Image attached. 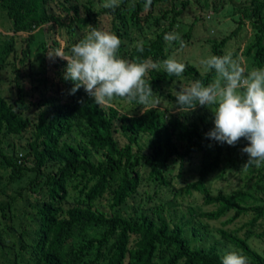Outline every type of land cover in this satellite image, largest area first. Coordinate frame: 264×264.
Returning a JSON list of instances; mask_svg holds the SVG:
<instances>
[{"label":"trees","instance_id":"16d2710c","mask_svg":"<svg viewBox=\"0 0 264 264\" xmlns=\"http://www.w3.org/2000/svg\"><path fill=\"white\" fill-rule=\"evenodd\" d=\"M155 1L152 0L150 7ZM48 2L0 0V7L14 32H31L42 23L65 27L67 36L63 51L70 55L72 46L84 37V33L79 34V31L87 28L91 20L95 21L94 14L90 6L85 5V16L78 17V3H70L67 9H72L74 14L70 24H64L58 16L48 12ZM140 3L146 4V0H121L117 8L105 11L111 13L113 19L120 23L118 27L123 29L128 20L137 23L150 16V7L144 11ZM186 4L187 1H182L181 8L173 9V14L179 15ZM127 5L132 7L128 11ZM242 9L248 14L253 27L259 29L264 26L260 19L264 2L250 0ZM113 19L111 31L121 40L119 56L136 62L146 59L159 62L164 57L167 28L158 32L154 40L143 42L144 51L140 53L136 49L137 43L129 45L128 49L124 47V33ZM155 23L158 24V21ZM171 26L172 23L169 24ZM190 30L186 35L190 34ZM33 36L31 33L27 38L31 40ZM262 37V34H257L255 43L244 51L248 55L256 47L253 57L260 68H264ZM223 43V39L212 42L213 55H222ZM14 52L13 38H0V68L6 64L16 68L8 61L9 55ZM58 65H63L66 70L67 61H59ZM181 76L207 85L215 72L202 75L190 65ZM179 77L169 76L159 68L150 70L145 79L151 83L153 92L160 96L163 94L162 84ZM57 78L61 84L58 89H54L55 84L49 82L54 93L58 94L56 102L47 106L44 101L43 106L46 107L41 108L34 122L25 114L30 101L25 102L20 97L19 86V97L14 99L13 104L0 93V135L18 134L32 125L31 136L22 154L11 158L0 148L1 192L6 185L14 182L19 183L15 193L22 194V189L39 192V197L33 201L32 219L29 223L24 222L27 228L10 229L17 239L10 245L4 243L10 248L6 251L10 258L1 264H221L223 255L215 244L208 247L191 245L185 234L188 223L180 218L172 221L170 227V222L161 216L163 202L154 201L147 205V201H151L150 194L141 196L146 199L144 204L140 203L142 212L129 216L121 213L128 199L135 196L144 183L154 186L155 194L160 192L161 187L171 189L174 198L189 195L192 191L199 192L204 204L211 205V209L199 213L208 220L232 213L223 222L228 224L241 214L252 213V217L242 225L245 227L242 236L223 229L218 232L221 239L234 246L230 250L245 256L248 264H264V254L249 244L250 238L264 234V231L255 233L253 230L260 218H264V206L250 203L253 195L248 192L211 194L206 184V177L220 166L222 153L228 151L223 150V146L228 144L206 136L214 127V115L210 117L207 114L208 108H205L207 113H200L196 108L172 113L171 107H165L164 111L150 107L141 111L143 106L135 101L129 103L125 99L130 105L126 108L119 103L124 98L118 97L109 106L99 107L83 88L70 94L73 82L64 80L62 75ZM40 81L46 83L41 78ZM61 95L64 97L62 101ZM166 96L169 101L176 102L175 94L167 93ZM175 107L179 108L178 105ZM119 134L122 140L118 139ZM143 134L150 138V153L147 155L132 150L138 136ZM75 135L80 138L76 139ZM209 145L215 146L211 158L199 163L195 179L184 181L185 162L199 151L205 153ZM225 160L228 165L236 166L231 157ZM176 162L178 169L174 175L172 170ZM140 164H145L147 170L140 171ZM258 172L255 189L264 192V165ZM29 173L31 175L26 177L28 180L24 187L20 181ZM177 177L179 187L175 185ZM15 198L12 195L0 201L3 216L10 215L12 219L10 212ZM169 216L174 219L170 213ZM75 234L77 239L73 240Z\"/></svg>","mask_w":264,"mask_h":264},{"label":"rangeland","instance_id":"374dc122","mask_svg":"<svg viewBox=\"0 0 264 264\" xmlns=\"http://www.w3.org/2000/svg\"><path fill=\"white\" fill-rule=\"evenodd\" d=\"M182 1H187V4L182 9V12L175 16L173 9H180ZM248 1L250 0H157L149 8L150 16L142 18L137 23L128 20L127 26L123 29L118 27L120 23L113 19L111 13L105 11L106 8L102 6L105 0H49L47 8L49 13L58 16L64 24L69 25L74 13L72 9H67L68 5L70 3H78V17L85 16L83 6L89 5L94 14L93 18H95V21L91 20L89 24L112 32L113 19L117 27L124 33L122 41L126 49L129 48V45L140 41L150 42L154 40L157 33L163 29L167 28L168 32H177L184 42V47L181 48L178 41L169 45L164 40V57L159 62L169 57H175L178 61L183 62L186 67L190 65L194 66L200 74L205 75L206 73L200 66L199 60L213 55L211 52L212 42H218L222 39L224 41L221 48L222 55L228 52L233 53V57L238 59L247 71H251L253 68L264 69L255 63L253 55L256 47L252 48L250 54L246 55L244 53L248 46L255 43L257 34L263 35L262 43L264 44V26H261L259 29L253 27L248 14L242 9L243 5ZM260 1L264 2V0ZM140 7H144V11L147 9L145 8V4L142 3H140ZM131 8V6L127 5L126 10L128 11ZM260 19L261 22H264V10L261 13ZM155 21H158V24ZM170 23H172L171 27H169ZM88 25L87 28L80 30L79 34L83 32L85 36ZM189 28H191L190 34L186 35ZM31 33L34 36L29 40L27 37ZM65 36H67L66 28L59 27L53 23H42L31 32H14L10 21L4 14V10L0 7V38H13L15 52L9 55L8 61L16 67L12 69V64H6L0 68V93L13 104L14 99L19 97L17 95V87L19 86L21 88L20 97H23L25 102L30 101V106L25 114L31 122H34L41 108L46 107L43 106L44 101H46L47 106L50 103L56 102L58 94L54 93L53 88L58 89L61 86L57 76H64L65 67L58 65L59 61L63 59L60 57L50 58L49 55L56 49H63L65 46ZM160 68L164 69L163 67ZM40 78L45 80L46 83L38 82ZM49 82L55 84L53 88ZM192 82L194 81L188 76H181L170 82H164L162 84L163 94L158 96L160 103L156 108L164 111L165 107H171L170 111L172 113L178 111L179 108L175 107L176 102L169 101L166 95L167 93L175 94L182 87H187ZM57 83L58 85L56 86ZM63 98L61 95V101ZM119 103L126 105V108L130 106L125 99ZM168 103L171 105H168ZM147 108L142 107L141 111ZM205 108L208 107L196 106V110L200 111V113L206 112ZM208 111L206 113L210 117H213L214 114L211 109L208 108ZM31 127L32 125L18 134L0 135V148L6 155L14 158L23 153L31 136ZM75 137L76 139L80 138L79 135H75ZM118 137L119 140L123 139L120 134ZM149 143L150 138L148 135H139L137 143L132 146V150L147 155L150 153L148 150ZM247 143L248 141L241 138L235 146L226 148L228 145H224L223 150L228 151L222 153L220 166L206 177V184L211 194H228L233 191L248 192L253 195L250 203L264 206V192L255 189V182L259 180L258 171L262 166L259 168L254 166L245 168L243 166L247 155L242 154L241 149ZM214 151L215 146H209L205 153L199 151L193 154L190 161L185 162L184 168H186V172L185 174L183 172L184 181L195 179L199 163L202 160L211 158ZM226 157H231L236 166L228 165V162L225 160ZM146 168L145 164L139 165L140 171L144 172L147 170ZM177 169L178 163L176 162L172 170L174 175L177 173ZM6 171L9 172L8 168ZM30 175V173L27 174L20 181L24 187H26L28 180L26 177ZM175 180L178 181L175 185L179 187V177L175 178ZM18 186L19 183L14 182L8 186L6 185L4 192H1L0 189V201L6 200L8 196L15 195L16 197L15 202L12 204V211L10 212L12 219L10 215L7 217L3 216L0 210V264L2 261L10 258L9 254L6 253L10 249L7 245H10L17 239V235L11 233L10 229L19 230L20 228H27L24 222L29 223L30 219H32L33 201L39 197L38 191L30 192L28 189H22V194L15 193L14 189ZM153 189L154 186H148L145 183L139 186L137 194L128 199L121 209V213L129 216L136 212H142L140 203L143 202L144 204L146 202V199L142 197L148 193L151 196V201H147V205L154 201L163 202L161 216L170 222V227L173 222H176L180 218L188 223L185 225V234L188 236L191 245L208 247L211 244H215L221 255L233 249L234 246L221 239L218 231L223 229L227 232H236L238 236H242L245 229V227H242L243 223L252 217V213L241 214L233 222L223 224L225 219L232 215V213H229L220 219L208 220L201 217L199 213L211 209V205L204 204L199 192L192 191L189 195L174 198L171 189L161 187L160 192H156L157 194L154 193L155 190ZM6 213H8L7 209ZM169 213L174 219H170ZM253 230L255 233H263V217L253 227ZM72 239L76 240L77 235L72 236ZM249 244L256 251L264 254V234L260 237L254 236L250 238Z\"/></svg>","mask_w":264,"mask_h":264},{"label":"clouds","instance_id":"9594fccd","mask_svg":"<svg viewBox=\"0 0 264 264\" xmlns=\"http://www.w3.org/2000/svg\"><path fill=\"white\" fill-rule=\"evenodd\" d=\"M151 3L152 0H146L145 8ZM119 4L120 0H105L102 6L114 10ZM164 40L169 45L178 41L184 47L177 32L165 33ZM120 46L121 40L115 33L89 24L87 33L72 46L70 55L56 49L49 57L67 61L63 79L73 82L70 94L83 88L99 107L109 106L117 97L151 109L158 107L160 100L145 77L150 70L160 67L169 76L179 77L186 65L175 57L162 62L130 61L118 55ZM136 49L143 53L142 41L137 42ZM199 64L205 73L214 70L215 77L207 85L196 80L176 92L179 110L190 111L197 105L211 109L214 127L206 136L229 146L244 138L248 143L241 149L247 155L243 166L261 167L264 165V69L247 71L231 52L210 55L200 59ZM221 264H248V260L230 250L221 257Z\"/></svg>","mask_w":264,"mask_h":264}]
</instances>
